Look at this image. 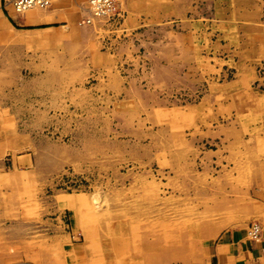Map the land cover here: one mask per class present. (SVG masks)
I'll return each mask as SVG.
<instances>
[{
    "label": "rangeland",
    "instance_id": "rangeland-1",
    "mask_svg": "<svg viewBox=\"0 0 264 264\" xmlns=\"http://www.w3.org/2000/svg\"><path fill=\"white\" fill-rule=\"evenodd\" d=\"M114 2L113 16L78 22L94 27L95 59L77 31L52 63L2 70L1 185L36 225L72 226L87 264H182L217 231L264 225V53L241 55L264 30V0L135 28Z\"/></svg>",
    "mask_w": 264,
    "mask_h": 264
},
{
    "label": "crops",
    "instance_id": "crops-1",
    "mask_svg": "<svg viewBox=\"0 0 264 264\" xmlns=\"http://www.w3.org/2000/svg\"><path fill=\"white\" fill-rule=\"evenodd\" d=\"M124 1L126 23L130 28L155 24L161 21V15H174L173 12L188 14L195 7L205 11L208 6L211 7V0H202L203 3L199 5H196L197 2L193 3L195 0H174L170 4L173 10L161 14V0ZM86 2L87 0H50L46 8L33 7L18 12L14 7V0H0V74L7 65H12L14 73L18 74L22 70L34 72L38 64L52 63L55 46L67 43L77 31L86 40L82 45H88L87 49L80 51L83 58L95 59V53L90 50L95 41L94 27L78 24L87 15ZM217 8L224 10L222 6ZM222 18L225 19L224 16ZM190 23L183 28H189ZM248 23L250 22L246 20L243 24L247 40L251 37ZM252 30H258V26L254 25ZM168 33L166 31V35ZM174 35L177 37H174L175 41L170 45L174 49L181 48L177 41L179 36ZM254 38L249 54L245 50L242 56L245 54L246 57L250 55L254 58L264 53V30ZM4 171L0 169V264H54L46 254L49 244L52 249L55 244L60 249L58 264H87L88 252L76 240L78 234L72 226L70 228L57 219L47 217L44 224H37L38 229L36 223H33L35 214L30 216L23 212L21 197L14 200L9 196V200L7 199L1 185L5 177ZM261 228L262 234L258 240H252L248 236L246 224L238 228L222 229L217 231L218 234H211V239L202 242L194 254L184 252L178 254V257H183L182 264H264V225L261 224ZM211 229H214L213 226ZM38 257H42V262H39Z\"/></svg>",
    "mask_w": 264,
    "mask_h": 264
},
{
    "label": "built area",
    "instance_id": "built-area-1",
    "mask_svg": "<svg viewBox=\"0 0 264 264\" xmlns=\"http://www.w3.org/2000/svg\"><path fill=\"white\" fill-rule=\"evenodd\" d=\"M50 4V0H14V7L18 12H23L29 8L39 7L46 8ZM87 16L84 23H90L93 17H110L114 15V0H87L86 2ZM248 236L252 240H258L262 234V228L259 223L252 222L248 226Z\"/></svg>",
    "mask_w": 264,
    "mask_h": 264
}]
</instances>
